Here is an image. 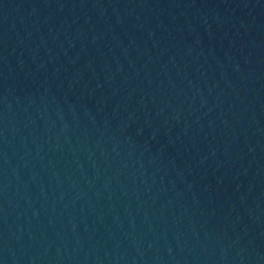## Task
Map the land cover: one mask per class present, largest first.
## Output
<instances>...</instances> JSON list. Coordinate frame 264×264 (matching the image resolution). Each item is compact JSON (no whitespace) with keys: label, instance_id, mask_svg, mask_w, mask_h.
Returning a JSON list of instances; mask_svg holds the SVG:
<instances>
[{"label":"water","instance_id":"obj_1","mask_svg":"<svg viewBox=\"0 0 264 264\" xmlns=\"http://www.w3.org/2000/svg\"><path fill=\"white\" fill-rule=\"evenodd\" d=\"M0 264H264V0H0Z\"/></svg>","mask_w":264,"mask_h":264}]
</instances>
